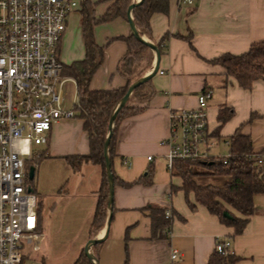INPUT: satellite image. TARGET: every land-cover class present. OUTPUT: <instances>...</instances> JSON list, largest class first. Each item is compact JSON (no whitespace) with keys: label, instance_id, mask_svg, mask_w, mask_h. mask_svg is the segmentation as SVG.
<instances>
[{"label":"crops","instance_id":"0c3cea01","mask_svg":"<svg viewBox=\"0 0 264 264\" xmlns=\"http://www.w3.org/2000/svg\"><path fill=\"white\" fill-rule=\"evenodd\" d=\"M78 1L59 44L64 67L86 58L82 0ZM90 1L97 19L115 4V0ZM132 32L128 17L95 26L94 38L104 48V62L91 80V90L127 86L119 65L128 52L123 39ZM177 35L190 37L191 43ZM141 38L162 44L160 70L143 91L151 95L150 100L134 101L131 106L142 110L118 125L114 200L104 227L91 235L103 167L82 163L76 168L67 160L89 155L91 141L82 119L60 120L53 124L47 144L34 147L39 242L37 248L32 242H23V264L27 260L74 264L92 239L101 240L97 249L89 247L98 264H208L219 239L232 242L233 254L239 258L235 264H264V195L254 197L257 212L236 235L234 228L197 204L194 193L180 190L182 180L169 170V149L162 144L169 136L171 112L196 108L198 95L209 89L213 96L208 102V122L216 141L213 157L229 156L230 139L238 130L251 138L255 153L264 155V81L245 90L221 65L212 63L224 54H245L254 43L264 41V0H193L192 4L170 0L169 13L153 15L150 36ZM148 56L151 68L145 76L152 74L157 64L155 51L150 49ZM63 77L73 84L72 95L66 90L68 83L65 85V97L72 105L78 98L77 85L72 78ZM221 114L229 116L223 124ZM227 180L197 179L199 184L213 186H222ZM189 202L196 205L195 210ZM167 210L172 212L169 220L164 216ZM173 250L178 251L179 259H172Z\"/></svg>","mask_w":264,"mask_h":264},{"label":"built area","instance_id":"2783aa9c","mask_svg":"<svg viewBox=\"0 0 264 264\" xmlns=\"http://www.w3.org/2000/svg\"><path fill=\"white\" fill-rule=\"evenodd\" d=\"M78 7V0H0V264H23V242L38 247L37 199L28 192L27 163L37 157L34 147L47 144L54 123L76 116L78 98L66 106L71 80L62 76L59 44ZM212 96L207 89L196 108L171 112L169 136L162 142L170 171L179 160L213 158ZM164 216L169 220L172 212ZM216 251L233 254L232 242L219 239ZM172 259H179L177 250Z\"/></svg>","mask_w":264,"mask_h":264},{"label":"trees","instance_id":"16d2710c","mask_svg":"<svg viewBox=\"0 0 264 264\" xmlns=\"http://www.w3.org/2000/svg\"><path fill=\"white\" fill-rule=\"evenodd\" d=\"M132 0H115L114 6L102 18L97 19L94 15V4L90 0H82V28L85 39L86 58L82 61L65 66L62 76L72 78L77 85L78 104L76 116L84 121L85 131L89 134L91 141V152L81 157L67 158L76 168L82 163L100 164L103 167V186L99 192V201L96 214L91 227V235L101 230L108 218L110 207V182L106 169L105 146L109 142L108 152L112 163L114 182L116 176L113 170L114 144L116 132L121 120L127 116L139 113L140 107L131 106L134 101L146 103L151 95L143 93L150 81L140 84L132 93L127 104L120 110L114 122L111 137L108 136L110 120L119 107L121 100L127 94L134 83L145 77L151 63L145 62L150 48L132 34L123 39L128 45V52L121 60L119 74L126 79L127 86L123 89L113 91H93L90 88L91 80L104 62V48L99 46L94 38L96 25L109 22L118 17H128L129 7ZM170 0H143L133 11L135 26L140 36H150L151 18L155 14L167 15L169 13ZM178 38L187 39L177 35ZM191 43V41H190ZM162 44L157 45L161 51ZM213 64L221 65L227 76L233 77L245 90H251L256 81H264V41L254 43L250 50L242 55L224 54L212 61ZM229 116L221 114L220 122L223 124ZM227 160V163L224 161ZM263 163L260 164L259 161ZM32 166L27 167L29 168ZM35 167V165H33ZM36 170V169H35ZM36 174V173H35ZM174 176L181 178L183 190L186 194L194 193L196 203L206 207L209 212L217 216L220 221L234 228L238 235L246 228L251 216L257 212L254 204L256 195H264V155L255 153L253 143L249 136L244 135L241 130L230 139V154L228 157H213L207 160H179L174 163ZM226 176L228 180L222 186L199 184L198 178ZM34 191V182L27 179ZM34 195L38 197L36 191ZM191 209L196 205L189 202ZM238 212L241 217L235 216L231 211ZM159 211V210H158ZM228 212L233 218L227 219L224 213ZM167 227L169 223L167 222ZM100 245V244H99ZM99 245H94L97 249ZM95 261L96 258L94 257ZM239 260L234 254L222 255L215 250L208 264H235ZM74 264H94L83 251Z\"/></svg>","mask_w":264,"mask_h":264},{"label":"water","instance_id":"95a60500","mask_svg":"<svg viewBox=\"0 0 264 264\" xmlns=\"http://www.w3.org/2000/svg\"><path fill=\"white\" fill-rule=\"evenodd\" d=\"M143 2V0L138 1L137 3L132 4L129 7L128 10V19L130 22V26L131 29L133 31L134 34L137 35L138 39H140L142 42H144L150 49H152L153 51L156 52L157 55V64L154 68V71L152 72V74L150 75H146L144 78H142L141 80H139L138 82L134 83L133 85L130 86L127 94L123 97V99L121 100V103L119 105V107L116 109L115 113L113 114L111 120H110V124H109V129H108V136L111 137L112 132H113V128H114V122L117 118V115L119 114L120 110L127 104V102L129 101L132 93L135 91V89L140 86V84H143L145 82L150 81L154 76H156L159 73L160 70V60H161V51L158 49L157 45H154L153 43H149L144 41L141 36L138 34V30L135 26V23L132 20V15H133V11ZM108 147H109V142L107 141L106 146H105V159H106V169H107V173H108V177H109V182H110V206H112L113 204V200H114V186H115V182H114V177H113V173H112V163L110 161L109 158V152H108ZM35 167H30L28 170V178L30 181H33L35 179ZM28 192L29 193H34L31 185L28 187ZM224 217L227 219H232L233 217L228 213L225 212L224 213ZM101 243L100 239H92L88 245V248L85 249V254L87 256V258L93 262L94 264H98L97 261H95V259L91 256V253L89 252V247L90 246H94V245H99Z\"/></svg>","mask_w":264,"mask_h":264},{"label":"rangeland","instance_id":"374dc122","mask_svg":"<svg viewBox=\"0 0 264 264\" xmlns=\"http://www.w3.org/2000/svg\"><path fill=\"white\" fill-rule=\"evenodd\" d=\"M148 62H149V56H148V54H147L144 64H145V63L147 64ZM72 85H73L72 83H68V84H67V87H66V90H67L68 94H70V95H72V91H73ZM66 106H67V107H68V106L71 107V100H67ZM36 159H37V158H36ZM37 162H38V161L35 160V159L32 160V161H30V162L27 163V167H28V165H29V166H33V165H35ZM217 177H221V178H226V179H228V177H226V176H217ZM24 264H33V263H32L31 260H27V261L24 262Z\"/></svg>","mask_w":264,"mask_h":264}]
</instances>
